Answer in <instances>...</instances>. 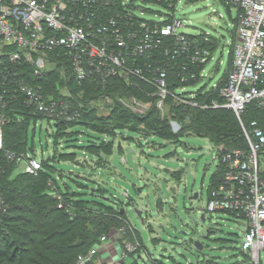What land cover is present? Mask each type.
Instances as JSON below:
<instances>
[{
	"label": "built area",
	"instance_id": "2783aa9c",
	"mask_svg": "<svg viewBox=\"0 0 264 264\" xmlns=\"http://www.w3.org/2000/svg\"><path fill=\"white\" fill-rule=\"evenodd\" d=\"M136 1L0 0V152L5 163L0 164V218L7 212L2 181L8 166L14 165V172L24 161L22 173L33 176L42 169L41 159L26 144L20 151L4 149L3 126L26 117L30 126L38 119L46 118L54 124L79 116L76 107L27 79L21 65L31 67L35 76L58 68L66 80L100 89H105L114 77L128 85L136 80L154 89V105L159 111L168 99L197 109L222 107L232 111L246 147L217 149L216 168L221 167L222 171L207 191L201 215L205 220V214H227L241 221L245 230L240 250L247 255L248 264H261L264 0H219L229 12L235 9V35L227 53L230 61L226 78L218 87L222 101L208 103L198 100V90L187 92L191 85L186 83L196 80L197 84L205 77V65L214 52L205 45L210 42L209 35L205 33L200 38L178 31L183 25L175 17L179 0H144L158 3L167 11L158 13L159 20L138 16ZM17 105L28 112L16 111ZM251 110L257 117L248 119L246 115ZM108 238L103 235L100 241ZM139 247L138 242L124 244L125 250L134 255L145 250ZM95 253L96 249L91 248L86 254H79L78 264H89Z\"/></svg>",
	"mask_w": 264,
	"mask_h": 264
},
{
	"label": "rangeland",
	"instance_id": "374dc122",
	"mask_svg": "<svg viewBox=\"0 0 264 264\" xmlns=\"http://www.w3.org/2000/svg\"><path fill=\"white\" fill-rule=\"evenodd\" d=\"M136 6L135 13L145 19L159 20L158 13H167L155 2L137 0ZM230 14L233 17L235 9ZM175 17L183 24L179 32H204L217 39L212 60L205 65V77L186 91L213 87L227 68L233 30L228 10L219 0H179ZM45 74L43 71L38 77ZM54 76L58 99L76 107L79 116L57 126L55 133L53 122L46 118L38 119L36 124L31 122L28 128L26 146L32 148L33 155L44 160L54 157L49 166L54 179L47 181L48 195H56L57 185L67 194L73 190L94 194L95 199L124 211L127 220L110 231L106 242L99 238L92 245L96 253L89 264H196L197 254L200 264H241L245 230L241 221L219 213L205 214V220H201L207 188L218 164L217 148L207 138L187 135L188 129H181L185 121L177 118L179 104L168 99L157 110L154 89L136 80L131 87L139 98L85 92L66 80L60 69ZM153 120L157 125L168 124L176 136H153L148 128ZM180 134L183 135L178 137ZM54 140L58 143L53 144ZM24 165L21 161L13 174L22 172ZM261 167L264 171V160ZM13 215L30 218L26 210L14 211ZM14 227L18 231L25 229ZM153 238L156 241L152 242ZM17 240L27 250L30 248L29 237L18 236ZM196 241L203 245L201 252L193 247ZM128 242H138V249L145 250L134 255L124 248ZM22 256L42 264L37 263L40 259L34 252H24ZM260 256L264 264V250ZM34 263L27 260L23 264ZM0 264L6 262L0 260Z\"/></svg>",
	"mask_w": 264,
	"mask_h": 264
},
{
	"label": "trees",
	"instance_id": "16d2710c",
	"mask_svg": "<svg viewBox=\"0 0 264 264\" xmlns=\"http://www.w3.org/2000/svg\"><path fill=\"white\" fill-rule=\"evenodd\" d=\"M204 34L202 32L197 37L201 38ZM234 35L233 29L232 39ZM209 37L210 42L205 43V45L214 51L218 45L217 39L210 35ZM227 61L229 67V56ZM57 70L59 69L56 68L54 71ZM21 71L27 79L41 84L45 91L59 97L55 89L57 79L54 76V71L46 73L43 78L35 76L32 68L26 65H21ZM226 74L227 69L217 82L216 87L199 88L197 91L198 100L206 103L211 100L221 102L218 87L225 81ZM195 83L196 80H191L186 85H194ZM78 87L88 93H105L107 95L112 93L117 97L132 95L140 97L135 88L116 77L107 83L105 89L88 85ZM15 108L16 111L27 110L21 105H17ZM178 108V115H176L180 121H185L181 129H188L187 135L207 138L217 149L221 147L224 151L246 147L241 128L232 111L222 107L197 109L178 105ZM256 115L251 110L248 111L246 117L250 119L257 117ZM154 121L148 126L153 136L163 139H172L176 136L170 131L168 124L157 125ZM66 122L70 121L60 120L54 123L53 133H55L57 126L66 124ZM28 127L29 117L21 122L6 123L3 126L4 149L22 150L26 144ZM182 135L177 136L181 137ZM56 143L58 142L54 140L53 144ZM53 158V156H48L45 160L41 159L42 169L35 176L22 172L13 174L14 165H10L6 169L2 186L3 195L7 202V212L0 218V260L6 264H23L27 260L29 263H34L32 258L25 259L22 256L24 252H34L35 256L40 259L37 263L76 264V257L79 253L88 251L101 236L109 235L114 227L122 224V221L127 222L124 211L112 208L111 205L95 199L94 196L96 195L94 194L89 196L86 192L76 190H73L72 194H67L63 188L57 185L55 189L57 196L48 195L47 181L49 178H53L49 166L53 164V160L51 161ZM3 160V152H0V164L4 165ZM221 171V167L216 168L207 191L212 183L214 184L215 178L221 174ZM95 206L100 209H96ZM25 210L30 214L29 219L13 215L14 211ZM14 225L24 226L25 229L18 231ZM133 230L135 229L133 228ZM18 236L31 239V246L28 250L21 243L19 244ZM154 241L156 240L153 238L152 242ZM37 246L38 248H36ZM240 252L243 256L241 264H248L247 255L241 250ZM199 262L201 263L200 260ZM156 264L160 263L156 262Z\"/></svg>",
	"mask_w": 264,
	"mask_h": 264
},
{
	"label": "water",
	"instance_id": "95a60500",
	"mask_svg": "<svg viewBox=\"0 0 264 264\" xmlns=\"http://www.w3.org/2000/svg\"><path fill=\"white\" fill-rule=\"evenodd\" d=\"M197 197V195L195 194L194 195V198H196ZM201 220L202 221H204V217H203V215H201ZM193 246H194V248L196 249V250H198L199 252H201L202 250H203V245H202V243H200V242H194L193 243ZM199 257H200V254H197V256H196V264H200V262H199Z\"/></svg>",
	"mask_w": 264,
	"mask_h": 264
},
{
	"label": "crops",
	"instance_id": "0c3cea01",
	"mask_svg": "<svg viewBox=\"0 0 264 264\" xmlns=\"http://www.w3.org/2000/svg\"><path fill=\"white\" fill-rule=\"evenodd\" d=\"M228 16L230 17V20H231V22H232V26H233V24H234V20H233V18H232V16H231L230 12H228ZM219 17H221V15H219ZM232 35H233V30L231 29V30H230V37H231V40H232Z\"/></svg>",
	"mask_w": 264,
	"mask_h": 264
}]
</instances>
